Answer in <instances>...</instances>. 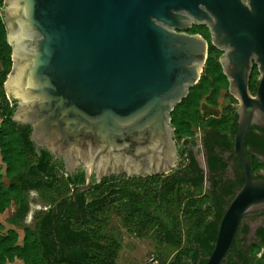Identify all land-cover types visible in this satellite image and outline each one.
Returning <instances> with one entry per match:
<instances>
[{"label":"water","instance_id":"water-1","mask_svg":"<svg viewBox=\"0 0 264 264\" xmlns=\"http://www.w3.org/2000/svg\"><path fill=\"white\" fill-rule=\"evenodd\" d=\"M1 12L12 47L4 82L12 120L29 125L31 142L66 173L84 171L75 204L77 190L112 175H168L190 162L180 156L171 113L208 57V40L186 30L208 27L238 100L233 147L244 171L207 257L223 264L242 220L264 212V179L243 147L253 126L264 130V0H4ZM201 137L198 129L196 151ZM198 158L204 166L203 152Z\"/></svg>","mask_w":264,"mask_h":264},{"label":"trees","instance_id":"trees-1","mask_svg":"<svg viewBox=\"0 0 264 264\" xmlns=\"http://www.w3.org/2000/svg\"><path fill=\"white\" fill-rule=\"evenodd\" d=\"M3 2L0 0V97L6 105L0 106V213L10 206L12 199L19 204L25 203L23 188H36L50 204L61 200L69 204L68 211L73 212L71 190L76 184L85 183L84 171L79 170L74 176L58 173L55 177H45L43 172L40 178L52 156L44 149L38 155L30 140L31 127L20 126L12 120L15 102L10 104L3 88L12 67V47L7 41L2 20ZM189 32L200 33L208 40V57L199 82L173 109L172 125L179 145L182 144L180 154L188 149L189 142L196 144L194 128L205 133L203 147L208 157V177L201 168L199 177L192 181L184 180L178 171L167 177L104 178L86 192L76 191L78 209L85 217L84 222H63L58 217L54 227L55 209L52 207L36 217L34 227L25 228L21 243L16 229L5 230L0 223V264H10L16 259H21L25 264H118L121 242L103 232V214L110 207L121 213L127 224H134L140 232L153 229L154 239L175 253L167 264H206L225 207L242 186L244 178L243 175L239 176V186L226 178V163L222 162L214 149V146L222 148L223 152L233 149L237 131L236 107H227L219 117H204L200 111L204 100L215 106L221 90H228V79L219 61L223 51L211 43V34L206 25L196 24ZM258 76L255 65L250 79L252 93L256 90ZM243 146L253 172L264 169V162L253 152H263L264 130L253 126ZM1 163L5 164L8 184L1 181ZM206 181L208 189L205 188ZM233 187L237 189L232 191ZM93 192L96 194L91 196ZM228 195L230 197L226 198ZM21 211L9 222L19 223ZM261 247L260 243L247 245L236 236L229 254L232 251H260Z\"/></svg>","mask_w":264,"mask_h":264},{"label":"flooded vegetation","instance_id":"flooded-vegetation-1","mask_svg":"<svg viewBox=\"0 0 264 264\" xmlns=\"http://www.w3.org/2000/svg\"><path fill=\"white\" fill-rule=\"evenodd\" d=\"M196 23H193L190 28H192ZM190 28H188L186 31L188 33ZM19 124V123H18ZM20 126H24L22 124H19ZM205 137V133L202 131V137H201V149L203 152L204 156V166H201L198 154L196 151V144L194 142H189L187 144L188 149L185 150L184 153L180 154L181 157L183 156H190L191 160L188 163V159H184V161L181 162L180 166L172 171L168 175H160L163 177H167L171 175L173 172L178 171V173L184 178V180L187 181H192L193 179L199 177L201 173V168L205 170V173L208 174V157L205 154L204 147H203V138ZM35 147V152L40 155V151L42 148L37 147L35 144H33ZM234 146V144H233ZM244 147V146H243ZM182 148V144L179 145V153L180 149ZM251 148V147H250ZM247 147V149H250ZM215 151L218 153V155L222 158V162L226 163V166L224 167V170H230L231 171V180H233L237 186H239V176L243 175L244 178V171L243 167L241 164L240 159L237 157V155L234 154V147L232 150L225 151L223 152V149L214 146ZM245 150V148H244ZM246 152V150H245ZM257 156H259L261 159L264 158V150L263 152H258L256 150L253 151ZM247 154V153H246ZM51 155V154H50ZM248 155V154H247ZM52 156V155H51ZM53 157L50 158L49 160V165L45 169V171H42L41 174L39 175L40 178L43 177V172H45V177L46 176H56L58 173H63L65 176L71 175L74 176L79 170L82 169H77L75 172L69 174L64 171V164L62 160H57V161H52ZM56 164V165H55ZM43 173V174H42ZM175 174V173H173ZM255 176L257 178H263L264 179V170H257L254 172ZM116 177H121V178H128L125 175H112ZM110 176V178L112 177ZM85 177V175H84ZM207 177V176H206ZM94 181V176L93 179ZM80 185V184H76ZM75 187V186H74ZM73 187V188H74ZM72 188V189H73ZM232 191H235L237 188L233 187ZM86 192V191H85ZM231 195V194H230ZM230 195L226 196V198H229ZM71 196H72V190H71ZM22 198L24 199L25 203L19 204L16 202V199H12V203L8 208H11V213L8 217V219H12L18 211L22 210L20 213V220L19 223L16 222H9L10 225L15 229V228H21L23 232L25 231L26 227H29L27 224L31 223L32 226L34 227L35 225V220L36 217L51 209L52 207L55 209L54 211V216H53V226H56V219L59 217L60 220L63 222H66L68 220H73L72 222H84L85 217L84 215L79 211L78 209V203H74V211L70 212L68 211L69 209V204H64L61 200H57L54 204H50L48 201L44 200L41 192L38 189L30 188L22 189ZM44 200V202H43ZM77 200V197H76ZM39 201L43 202L44 205L36 204ZM27 210V211H26ZM24 212V215L22 217V214ZM26 212V213H25ZM76 215H75V214ZM258 221V222H257ZM257 222V223H256ZM9 229V228H8ZM18 232V231H17ZM238 234V235H237ZM237 239H240L243 243L247 245H252V243H260L262 244V247L260 251H253V250H243V251H232L228 252L225 260L223 261V264H263L264 263V212L249 215L245 217L236 233ZM235 236V238H236ZM200 257H203L201 254H199ZM204 258V257H203Z\"/></svg>","mask_w":264,"mask_h":264},{"label":"rangeland","instance_id":"rangeland-1","mask_svg":"<svg viewBox=\"0 0 264 264\" xmlns=\"http://www.w3.org/2000/svg\"><path fill=\"white\" fill-rule=\"evenodd\" d=\"M0 69H1V65H0ZM4 91L6 93L5 88ZM8 99L11 105L14 104L13 99L9 97ZM4 103L5 102L0 97V106L6 105ZM202 104L203 105L200 108L202 116L219 117L222 115L223 111L227 107L230 106L233 108L234 106H237L238 100L234 96H232L227 89H223L220 92V95L217 100V104L215 106L209 105L208 103H206L205 100L202 102ZM1 110L2 108L0 107V112ZM0 121H1V117H0ZM198 129L199 128H194V131L196 132ZM201 153H202L201 146H198L197 154H201ZM261 160L264 162L263 159ZM1 166H2L1 173L3 174L1 181L4 184H8V180L6 179L5 176V164L1 163ZM261 170L264 169L261 168ZM95 194L96 192L94 194H91V196H94ZM43 202L39 201L36 204L44 205ZM203 206L206 207L205 205ZM10 213H11V208H7L4 212L0 213V223L3 224L5 230H7L8 228H13L10 225L8 219ZM180 215L183 217L182 212H180ZM103 218L105 219L103 232L107 235L116 237L121 242L118 264H147L148 258L153 254H156L157 256L161 257L166 262L170 261L174 257L175 253L173 249L158 243L154 239L155 235L153 229H148L143 232H140L135 227L134 224H127V222L124 220V216L121 213L115 211V209L111 207L103 214ZM27 225L29 227H33L31 223H28ZM15 229L19 233V243H21L24 232L21 228H15ZM10 264H25V263L21 259H16L14 262Z\"/></svg>","mask_w":264,"mask_h":264},{"label":"built area","instance_id":"built-area-1","mask_svg":"<svg viewBox=\"0 0 264 264\" xmlns=\"http://www.w3.org/2000/svg\"><path fill=\"white\" fill-rule=\"evenodd\" d=\"M147 264H167V262L156 254H153L148 258Z\"/></svg>","mask_w":264,"mask_h":264}]
</instances>
